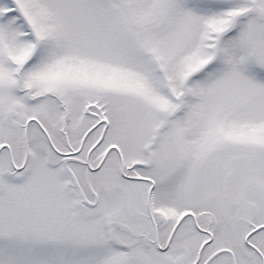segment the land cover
I'll return each instance as SVG.
<instances>
[{
  "label": "snow or ice",
  "instance_id": "1",
  "mask_svg": "<svg viewBox=\"0 0 264 264\" xmlns=\"http://www.w3.org/2000/svg\"><path fill=\"white\" fill-rule=\"evenodd\" d=\"M0 264H264V0H0Z\"/></svg>",
  "mask_w": 264,
  "mask_h": 264
}]
</instances>
